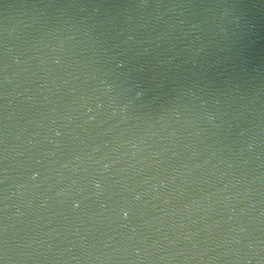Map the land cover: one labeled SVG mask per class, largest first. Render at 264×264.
I'll return each mask as SVG.
<instances>
[{"label": "water", "instance_id": "water-1", "mask_svg": "<svg viewBox=\"0 0 264 264\" xmlns=\"http://www.w3.org/2000/svg\"><path fill=\"white\" fill-rule=\"evenodd\" d=\"M0 264H264V0H0Z\"/></svg>", "mask_w": 264, "mask_h": 264}]
</instances>
